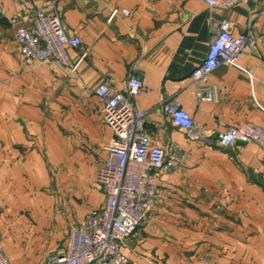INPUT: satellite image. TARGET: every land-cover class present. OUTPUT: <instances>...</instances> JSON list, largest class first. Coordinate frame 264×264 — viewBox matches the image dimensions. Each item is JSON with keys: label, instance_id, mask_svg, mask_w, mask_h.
<instances>
[{"label": "crops", "instance_id": "crops-1", "mask_svg": "<svg viewBox=\"0 0 264 264\" xmlns=\"http://www.w3.org/2000/svg\"><path fill=\"white\" fill-rule=\"evenodd\" d=\"M50 2L37 0L44 8ZM57 2L64 26L88 53L74 76L25 62L16 33L28 15L0 0V239L10 264H44L66 247L73 227L104 206L96 177L114 135L94 90L106 78L122 90L134 74L147 88L135 105L148 112L151 142L179 168L159 177L157 203L126 241L129 264H264V150L219 144L229 128L264 129V0H242L216 17L256 39L237 65L210 76L216 102H200L191 80L213 35L201 1ZM124 9L129 17L110 20ZM69 56L77 62L80 55ZM161 95L179 99L200 126L196 137L173 127Z\"/></svg>", "mask_w": 264, "mask_h": 264}, {"label": "built area", "instance_id": "built-area-1", "mask_svg": "<svg viewBox=\"0 0 264 264\" xmlns=\"http://www.w3.org/2000/svg\"><path fill=\"white\" fill-rule=\"evenodd\" d=\"M28 15L16 33V41L25 62L31 66L55 65L73 76L88 53L80 36L68 32L57 0L48 8L37 0H13ZM87 1V0H86ZM210 14L213 35L208 53L191 75L200 102H216L215 88L208 86L210 76L221 66H235L256 44L251 32L236 35L231 21L219 12L228 11L242 0H199ZM3 13V11H1ZM129 17L127 9L114 10ZM264 15V10L262 12ZM19 21L18 16L11 19ZM69 50L79 52L73 62ZM147 88L143 77L134 74L122 90L106 78L94 90L104 103L103 117L114 138L103 146L106 159L99 164L96 182L106 196L103 207L92 210L84 222L73 227L66 247L51 252L44 264H129L126 241L138 235L142 223L157 203L159 177L179 168L168 151L152 144L147 131L148 112L139 110L135 99ZM160 106L174 128L196 137L201 131L192 115L184 110L177 97L161 95ZM238 143H255L264 150V129L251 124L229 128L219 136V144L230 148ZM0 264H10L0 239Z\"/></svg>", "mask_w": 264, "mask_h": 264}]
</instances>
